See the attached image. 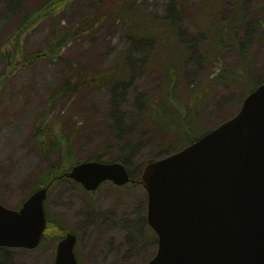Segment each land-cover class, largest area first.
Wrapping results in <instances>:
<instances>
[{
    "label": "rangeland",
    "instance_id": "374dc122",
    "mask_svg": "<svg viewBox=\"0 0 264 264\" xmlns=\"http://www.w3.org/2000/svg\"><path fill=\"white\" fill-rule=\"evenodd\" d=\"M42 2L0 0V51ZM239 2L74 0L56 18H45L27 31L24 51L42 55L37 62L17 69L0 90V203L19 209L47 172L48 161L32 137L34 126L47 110L48 125H58L74 136L77 162H89L95 156L101 163L123 158L127 162L123 165L137 181L152 160L171 152V144L184 146L179 127L153 110L156 100L168 91V73L159 50L167 36L174 37L178 58L184 50L192 52L191 57L177 61L173 97L195 104L197 98L191 99L197 93L206 94L198 97L200 110L191 115L195 135L211 132L235 117L243 98L236 83L239 71L243 73L241 59L227 40L222 43L224 48L219 45L218 51L213 50L216 43H211L207 25L221 28L229 24ZM263 8L264 0L244 3L247 17L259 16ZM87 20H93L96 29L77 34L60 53L50 55L48 42L58 22L65 29L77 30L85 28ZM143 21L155 31L148 41L134 37L138 24L146 26ZM240 38L254 50L250 79L253 85H261L264 37L251 26ZM71 65L120 70L123 78L52 100ZM5 70L0 57V76ZM45 210L49 222L77 236L79 264H148L157 253L158 238L147 221L148 194L138 182L124 187L106 182L91 193L73 180H62L50 190ZM60 240L52 231L34 250L1 248L0 264H55Z\"/></svg>",
    "mask_w": 264,
    "mask_h": 264
},
{
    "label": "water",
    "instance_id": "95a60500",
    "mask_svg": "<svg viewBox=\"0 0 264 264\" xmlns=\"http://www.w3.org/2000/svg\"><path fill=\"white\" fill-rule=\"evenodd\" d=\"M68 178L88 192L134 180L125 165L89 161ZM139 184L148 194L147 221L158 238L148 264H264V84L239 113L192 145L149 163ZM47 187L19 210L0 204V248L34 250L47 229ZM78 238L58 244L55 264H79Z\"/></svg>",
    "mask_w": 264,
    "mask_h": 264
},
{
    "label": "trees",
    "instance_id": "16d2710c",
    "mask_svg": "<svg viewBox=\"0 0 264 264\" xmlns=\"http://www.w3.org/2000/svg\"><path fill=\"white\" fill-rule=\"evenodd\" d=\"M246 1L247 0H240L238 3V10L235 11L230 23L226 26L214 28L213 25H207V34L211 38V43H216L214 44L213 50L218 51L219 45L221 48H224L222 43L227 40L234 44L235 51L237 52L238 57L241 59V67L239 69L243 68V73L239 71L237 76L238 78L236 79V83L240 85V90L243 93V98L239 101L240 103H243L244 99L259 86L253 85L250 79L251 62L254 55V50L252 49L251 45L243 43L240 38L241 32H247L250 30L251 26H254L259 31H261L262 37H264V8L258 13L260 14L259 16L247 17L248 13L244 11V3H246ZM72 2H74V0H44V2L39 4L24 19L18 31L12 37V40L8 44L6 43L4 45L5 47H3V49L0 51V57L5 63L6 67L5 73L0 76V90L2 89L5 81L11 75H13L17 69H21L23 66L37 62L42 55L28 54L24 51L23 42L27 31H29L31 28H34L39 21L45 18H56L57 15H59V13L62 12ZM143 22L146 24V26L138 24L134 37H136L138 41H148L153 39L155 37V31H153V28H151L148 23L145 21ZM85 24L87 25L85 28L73 30L65 29L61 26V22H58L53 27L50 34V42H48V50L50 55H56L60 53L64 47L73 41L77 34L96 29V26L93 25V20H87ZM159 45L160 53L163 55L165 69L168 73V91L163 93L160 99L156 100V106L153 107V110H157L159 112V114L157 113V116H160L162 113H164V121L171 125L176 124L179 127V135H181L186 140V144L181 147H175V143L171 144V152L163 155L160 158L154 159L151 162L160 160L169 156L170 154L184 149L186 146L193 144L205 134L203 133L201 135H195L196 133L191 115L199 109L197 106L198 97H206V94L197 93L191 99L194 101L195 98H197L195 104H190L188 99H185V102H179L173 97L179 75L177 61L178 59H182L184 56L191 57L192 52L189 50H184V54L178 58L177 47L175 46V39L173 36L165 37ZM70 67L72 70L66 74L65 81L55 92L52 100L56 101L67 94H77L87 88L113 83L123 78V72L121 74L118 72L120 70L106 72L98 70L97 67L91 70L78 68L74 65H71ZM259 84H264V80ZM164 97H167V99H164ZM162 99H164V101ZM169 101L171 104H173V107L170 105ZM50 106L51 105L49 103L48 107ZM49 116L50 112L47 110L43 116L39 118L33 129V140L38 143L41 155L48 161V170L42 176L39 183L35 186L33 192L41 187H48L50 192V190L58 182L62 180H69L67 176L68 173L76 164L79 163L74 158V136L67 133L66 130L62 129L61 127H57L58 125H48L46 122L48 121ZM150 118H153L152 113L150 114ZM189 118L191 120H189ZM92 160L99 162L101 161L99 156L90 158L88 161ZM114 162H122V164L125 165L127 164L126 160L123 158L112 159L109 163ZM130 174L133 180H136L134 173L131 170ZM52 231H56L60 239L65 237V235L68 233L67 230L59 226V224L54 225L48 220V227L45 232V236Z\"/></svg>",
    "mask_w": 264,
    "mask_h": 264
}]
</instances>
